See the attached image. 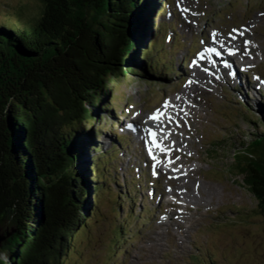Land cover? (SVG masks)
I'll list each match as a JSON object with an SVG mask.
<instances>
[{"label":"trees","instance_id":"16d2710c","mask_svg":"<svg viewBox=\"0 0 264 264\" xmlns=\"http://www.w3.org/2000/svg\"><path fill=\"white\" fill-rule=\"evenodd\" d=\"M42 2L35 23L0 30V227L15 228L0 264H62L71 254L99 203L91 170L104 179L101 160L83 161L84 127L123 77L148 80V2ZM242 148L235 171L264 216V131Z\"/></svg>","mask_w":264,"mask_h":264},{"label":"rangeland","instance_id":"374dc122","mask_svg":"<svg viewBox=\"0 0 264 264\" xmlns=\"http://www.w3.org/2000/svg\"><path fill=\"white\" fill-rule=\"evenodd\" d=\"M170 1L173 5L174 0ZM180 1H183L188 9H190V5L192 3L198 6V8L195 9V12L200 15L198 20L200 28L195 31L196 37L207 29L206 18L209 15L214 17L217 22V26H223V28L225 27L228 29L230 28V33L235 32L233 30L238 32L246 30L245 24L250 20H255L257 22L256 29L253 30L250 26L249 29L254 32L249 30L248 32L253 34L255 41H257L261 46V53L258 55V61L263 62L260 63L261 68L259 67L260 70L258 68L257 71L264 74V15H262L264 14V0H175V5L172 7V10L167 11L165 16L162 18L163 23L171 25L173 22V24H176V33L178 34L177 37L179 39V41H176L177 43L180 42V44L178 46L174 45V41L172 42L169 38L163 47V50L171 55L169 59L173 57L174 68H178L180 66L181 58L188 52V43L193 39L191 32L183 26V23L179 19L178 13H181V8L177 5H179ZM222 7H226V9L224 11H220ZM42 9V0H0V20L17 25L19 28H25L29 24L37 21V18L42 13ZM191 14V12H187V19L185 18V20L187 27L193 30L194 28L190 27V23L192 22L195 27L197 16L193 14V19H191L188 17V15ZM235 26H240V29L237 30ZM172 35H175V33L172 32ZM236 35L239 34L235 33L233 37ZM247 37L250 42L248 44L253 48L249 51L246 50L242 56H240L238 52L232 54V52L228 51L227 53L231 55L232 60L234 57L238 56L242 62L246 64L245 57L255 52L257 45L254 43L251 35L247 34ZM224 39L233 38H217L220 45H223V48L227 49L225 43L223 42ZM214 40L215 38H212V40L208 42V46ZM205 64L208 65L206 62ZM220 64L224 69L226 66L230 65L233 70V72L229 71L230 76L234 78L238 77V72H236L237 68H233V61L231 64L226 61H223ZM205 75L208 76L207 74ZM225 76L226 77L223 79H227V73ZM187 82H185L178 90H175L177 96L182 97V93L186 90ZM208 82L211 84H216V82H214L213 79L211 80V78L206 82V84L210 86V90L208 91L209 93L213 86L208 84ZM170 85L171 81H161L160 78L155 77L149 79L148 81L139 79L135 76H130L129 78L123 77L116 89V94L119 98L116 107L120 111L126 110L128 105L127 100L130 98V101L134 105H138V108L143 109L148 106L149 109H153L158 106L159 102L157 103V101L163 96L164 87L169 88ZM190 86L194 88L191 78ZM218 92L219 94H216L215 101L212 106H209L208 101L204 104L206 96L201 94L198 97L201 105L194 106L193 108L194 112H199L203 115L209 114L210 116L207 119L205 118L201 124L197 125L199 129V137L197 139L200 140V138H202L201 135L204 136V142L209 143L206 146L207 152H204L203 154L206 162L210 163V161H212V164L217 166L216 168L211 167L209 177L216 180L213 184H218L214 187L218 188V192L216 191V193L221 195L220 204L223 206L222 211L227 215H235V213H237L236 216L231 218V223H219L214 226L212 223L214 216L210 217L202 215L207 211V208L205 207L201 209L200 214H196V212H187L188 215H192L190 219L188 215L179 213L178 218L180 220H184L183 216H186V222H184L186 227H189L194 217L196 218L192 223V229L188 237V232L186 230L182 231L183 237H190V239L187 240L186 249H183L181 245V242H184V239L181 242H174L172 245L164 248L157 245L154 250H149L140 254L142 259L139 263H137V258L133 257L127 264H264V216L261 213H258V203L256 199L250 194L246 185H244L242 180L237 176L238 173L235 171L236 161L234 160V155L236 153L239 154V152L243 150L241 145L243 142L248 141L252 134L264 131V123L261 124L259 122V117L256 114L250 113L245 107L235 103L232 104V99L230 100L229 96L233 95V92L231 89L223 87L222 81L217 89V93ZM189 95L190 94H188L189 99L195 100V96L193 97L192 95V97H190ZM209 96L210 95H208V97ZM235 99L238 100L236 96ZM104 101H106V98L101 104L97 105L96 108L93 109L94 113L96 112V114H99L102 107L105 105ZM184 107L185 105L182 108ZM219 111H223L225 113L219 114ZM126 114L124 113V115ZM141 116L143 115H140L138 119ZM115 119V117H111L103 113L101 116L99 115L97 117L96 123L105 127H111L113 124H119ZM87 129L92 130L93 125H88ZM168 130L169 129L167 128L166 132H168ZM116 131L119 133L118 129H116ZM225 138H228L230 141H225ZM104 141L108 140L106 139ZM211 141L217 146V152L212 153L213 160L207 159L209 151L211 152L212 150L211 147L214 148L215 146L212 144L210 147ZM203 147L205 146H203L202 142V144H198L197 149ZM130 155H133V158H129L128 156L124 159H120L121 155H118L117 160L119 162L114 160V162L108 165L109 171H107V174H111L108 177L112 183H109L106 190L99 194V203L96 205V208L90 212V214L92 213L93 215V220L88 221L83 229L84 231H81L76 235L75 246L71 248V254L64 258L62 264H105V261H107L106 264H117V260L113 261V258L108 259L110 253L114 251L119 252L123 249L128 250V247L136 245L137 247H141L142 245L147 246L151 243L148 240L150 237L144 235L142 239L134 240L133 243L117 242V245L121 244L117 249L113 246V243H115L114 232L117 227H120L121 225L126 227L127 222H123V218H125L123 216H125V214H127L130 210L134 216H138L140 213L139 207L136 211H132V209H130L131 204L127 199H124V202L122 203L124 205L123 208L115 210V206L117 207L118 205L116 203L118 194L121 191V188L117 185V183H115V178L120 177L121 179L126 176L125 173L129 176L127 178H130L131 171L130 167L128 170L127 162H129V160H136V156H134L133 153ZM111 167L112 170H110ZM201 181L204 182L202 179ZM93 182L97 181L94 179ZM128 183L129 182H127V184ZM193 186L194 184L191 183V190H193ZM157 188L160 189V184L157 185ZM148 191L151 200L153 197V191L152 189H149ZM175 192L178 193L177 191ZM142 195H144V192ZM192 201L194 202L195 199H192ZM183 203L186 204L187 202L184 201ZM161 204L162 201L160 202V200L156 199L153 202V205L149 201L148 205H146L150 210L152 206H158L159 211L156 214L159 215L158 213L160 212V209H162L163 213L161 214L160 219H165L166 222H170L172 208L168 206V202H166V200L163 201V205ZM228 208H233L232 210L234 213L231 210L228 211ZM144 211L147 212L146 210ZM178 212H181V210H178ZM220 216H222V213ZM187 219H189V221ZM140 221H142V219L138 220L137 218V221L133 220V223L130 224L129 228H131L130 230H132L133 234L138 232V230H146V232L149 233H153L156 230L154 223H157V221L153 220L152 222H147L146 225H142ZM175 224L177 226L179 224L178 227L182 225V223L178 221H176ZM209 224H211L212 231L208 236H205L203 240L204 231H201L198 234H196V231L199 227L204 228ZM178 227L172 226V230L175 232L179 231ZM0 228V236H2L5 228L3 225ZM124 230L130 232L128 228ZM179 234H181L180 231ZM118 236L120 240V234H118ZM165 239H167L168 245L170 239L169 237H166ZM130 241H132V239H130ZM202 243L203 246H199L200 256L198 259H193L195 258L193 257L194 254L198 255L195 247L201 245ZM151 251H155L156 254L151 255ZM168 251H170V254H168ZM121 254L122 252L119 255ZM1 256L5 260L8 259L3 256V254ZM118 260H124V256Z\"/></svg>","mask_w":264,"mask_h":264},{"label":"bare ground","instance_id":"6f19581e","mask_svg":"<svg viewBox=\"0 0 264 264\" xmlns=\"http://www.w3.org/2000/svg\"><path fill=\"white\" fill-rule=\"evenodd\" d=\"M189 18L193 19V14L188 15ZM190 27L191 28H195L193 26V23H190ZM244 35V36H243ZM243 35H236V39H224L223 42L225 43V46L227 47V49L223 48V45H220V42L217 40V38L210 43L209 47L210 49H214L215 51H210L209 54H206V58L211 59L212 61H202V60H198V63L200 65H203L205 67V69L207 71H210L212 73H214L217 76H221L223 75V77H226V68L224 69L220 63H222L223 61H226L227 63L231 64L232 63V57L230 54H228L227 52L230 51L232 52L233 50H235V53H239L240 56H242V54L245 53L246 50H251L253 47L248 45H244L245 41H249L247 34H243ZM228 55V56H227ZM245 61L248 63L249 59L248 57H245ZM205 62L208 64L206 65ZM225 66V64H224ZM193 70V76L190 77L191 78V82L193 87L195 88L196 92L199 91V86L201 84H204L205 86V90L208 92L210 90V86H208L206 84V82L208 80H210V77L206 76L205 74H203L199 68L198 65L195 64L192 68ZM228 70L233 72L231 66H228ZM238 72V71H236ZM239 73V72H238ZM189 88H192V86H190ZM212 88V86H211ZM193 94H190L189 96L192 97ZM194 97V95H193ZM172 105L177 106L182 108L185 105L184 101L181 102H171ZM177 117H180L179 114H176ZM169 117V116H168ZM171 117H169L168 119H163L167 122L168 125L164 124L162 121L158 123V125L161 127V129L163 130V132L167 131V128L169 129L170 127H172L174 125V121L173 119H170ZM149 122L150 120H146V117L141 116L138 119V122L140 123V125H133V127L137 130V133L139 135L144 134V129L146 128V126H144L146 124V122ZM135 122V121H134ZM144 123V124H142ZM152 123V122H151ZM143 136L138 137V140L142 141L143 140ZM157 138V137H156ZM158 141V139H157ZM141 143H144L143 141ZM161 143V142H160ZM170 159V158H169ZM176 193V192H175ZM179 226V224H178Z\"/></svg>","mask_w":264,"mask_h":264},{"label":"snow or ice","instance_id":"6c2138e0","mask_svg":"<svg viewBox=\"0 0 264 264\" xmlns=\"http://www.w3.org/2000/svg\"><path fill=\"white\" fill-rule=\"evenodd\" d=\"M262 15H264V14H262ZM233 31H236V30H233ZM215 35V34H214ZM241 35H243V33H241ZM230 36H231V34H230ZM233 39H235L236 37H232ZM248 43H250L249 41H245V45H247ZM210 51H215L214 49H210ZM232 54H235V50H233L232 51ZM166 107H167V104L165 105ZM160 117H161V113H160V111L159 110H157V113L156 114H154L152 117H151V119H153V120H159L160 119ZM129 127H131V126H129ZM150 131V134L152 135V137H153V144L156 146V147H158V148H160V150L162 151V152H168L169 150L167 149V148H165V146L164 145H162V144H160V143H158V141H157V134L155 133V132H152L151 130H149ZM149 153L150 154H152V150H151V148H149ZM153 159H156V157L153 155ZM173 161H171V159H169V164H171Z\"/></svg>","mask_w":264,"mask_h":264},{"label":"water","instance_id":"95a60500","mask_svg":"<svg viewBox=\"0 0 264 264\" xmlns=\"http://www.w3.org/2000/svg\"><path fill=\"white\" fill-rule=\"evenodd\" d=\"M12 225L14 226V222H13V224L9 221L5 222V224L3 226L5 228V230H3V235L0 236V246L3 243V241L6 240V238L10 237L15 232V228H13ZM0 230H1V228H0Z\"/></svg>","mask_w":264,"mask_h":264}]
</instances>
